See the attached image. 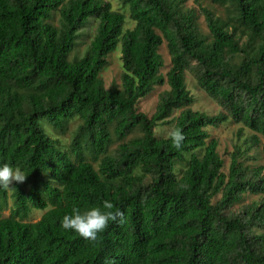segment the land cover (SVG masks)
Wrapping results in <instances>:
<instances>
[{
	"label": "trees",
	"instance_id": "obj_1",
	"mask_svg": "<svg viewBox=\"0 0 264 264\" xmlns=\"http://www.w3.org/2000/svg\"><path fill=\"white\" fill-rule=\"evenodd\" d=\"M211 1L224 15L202 7L204 34L182 0H122L135 21L127 29L125 12L106 0H0V163L27 175L14 181L7 216L0 188V264H264V165L245 167L238 150L225 173L210 133L232 121L241 134L253 131L248 148L261 144L264 154V0ZM91 18L94 38L70 59ZM118 44L121 84L106 87L101 71ZM186 72L223 111L192 108ZM165 83L155 112L140 111ZM75 116L64 149L41 119L63 129ZM164 124L184 132L181 149L157 135ZM247 191L261 199L230 212ZM104 199L123 223L110 222L94 241L60 227L73 206ZM32 208L44 210L35 222L25 220Z\"/></svg>",
	"mask_w": 264,
	"mask_h": 264
},
{
	"label": "rangeland",
	"instance_id": "obj_2",
	"mask_svg": "<svg viewBox=\"0 0 264 264\" xmlns=\"http://www.w3.org/2000/svg\"><path fill=\"white\" fill-rule=\"evenodd\" d=\"M112 3V6L116 10L124 11L126 14V22L124 28H132L135 24V21L130 16V11L128 7H124L122 4V0H106ZM181 4L189 9H195L197 16H198V23L201 31L204 34H208L209 30L206 25V21L204 15L201 11L202 7H208L209 9L213 10L217 15H224V10L222 7H219L217 4L213 3L211 0H182ZM53 21L55 24H60L61 17L58 11L53 13ZM98 20L96 18H91L86 25L83 27L80 32V36L78 39L77 46L70 54V59H73L74 56H82L87 47L89 46L91 40L94 38L97 28H98ZM119 45V44H118ZM118 48L113 52L109 53L107 60V65L101 71V77L104 81L106 87H110L114 84L120 85L121 84V74L123 71V63L121 57V46H117ZM160 52L163 54L164 58V66L161 68L163 74H167L168 70L171 67L170 63V55L168 53L167 43L164 40L160 48ZM186 83L187 88L190 90V93L194 97V102L192 104V108L194 110H199L202 112H206L209 115L217 114L223 111L221 105L216 101V99L209 97L207 93L201 89L197 85L196 79L193 77L191 72H186ZM168 83L164 85H159L151 94H149L146 98L142 99L138 103L139 110L145 112L148 115H152L157 107L159 102V93L163 92L164 90L168 89ZM180 112L176 110L174 112V116H177ZM81 122V118L79 116H75L70 119L66 126L63 129H56L54 128L49 122H47L46 118L41 119V123H43L44 130L57 142L59 145L64 148H69V143L74 136L78 125ZM168 125H160L157 128V135L158 136H167L168 134ZM240 126L235 124L234 122H226L223 125H220L218 128H210V133L219 141L218 151L220 155L225 160V166L223 171L228 174L229 167L231 163V155L235 151L242 154L239 157V161L244 164L245 167L251 169L259 165H264V154L261 149V144H253L250 148H248L249 142L246 141V138L253 134V131L245 129L243 133H239ZM134 135H140V132L130 134L129 137H133ZM120 141H114L111 149L117 147ZM185 166V162L178 164L179 168H183ZM13 184L14 182L7 188L9 193V208H7L3 212V216H7L11 213L12 205H13ZM260 194H255L253 192L247 191L243 195L242 201L236 202L233 204L229 211L230 212H237L242 208L245 203L251 201L261 199ZM44 213V210L38 208H32L27 217L25 218L26 221L35 222L39 220ZM257 230V229H256ZM260 231V230H257Z\"/></svg>",
	"mask_w": 264,
	"mask_h": 264
},
{
	"label": "clouds",
	"instance_id": "obj_3",
	"mask_svg": "<svg viewBox=\"0 0 264 264\" xmlns=\"http://www.w3.org/2000/svg\"><path fill=\"white\" fill-rule=\"evenodd\" d=\"M168 136L172 147L181 149L185 138L184 132L176 127L168 132ZM26 176L19 168H14L6 162L0 163V188L7 189L14 181L23 182ZM113 209L114 205L109 199H104L99 206L84 211L73 206L70 212L62 216L60 227L64 230H72L86 240L94 241L110 222H124V213L119 209Z\"/></svg>",
	"mask_w": 264,
	"mask_h": 264
}]
</instances>
